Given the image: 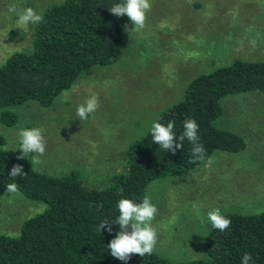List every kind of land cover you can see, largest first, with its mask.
Masks as SVG:
<instances>
[{
    "label": "rangeland",
    "instance_id": "obj_1",
    "mask_svg": "<svg viewBox=\"0 0 264 264\" xmlns=\"http://www.w3.org/2000/svg\"><path fill=\"white\" fill-rule=\"evenodd\" d=\"M62 1L0 0V65L15 51L31 49L34 24H20L19 14L28 7L42 14ZM151 3L142 29L130 21L117 61L79 76L50 107L36 101L13 107L18 123L0 122L11 154H22L20 129L40 127L46 151L41 163L34 164L38 170L57 176L77 170L89 186H103L122 170L129 145L150 131L160 111L182 99L194 77L238 59L264 60V0ZM93 95L98 109L80 120L77 107ZM221 104L215 126L240 134L246 149L217 150L206 166L162 177L146 189L158 209L152 222L157 231L154 251L174 262L205 256L204 240L212 227L200 219L206 220L209 210L264 211V95H228ZM34 155L26 157L32 160ZM45 208L44 202L22 193H1L0 232L19 235L23 222Z\"/></svg>",
    "mask_w": 264,
    "mask_h": 264
},
{
    "label": "trees",
    "instance_id": "obj_2",
    "mask_svg": "<svg viewBox=\"0 0 264 264\" xmlns=\"http://www.w3.org/2000/svg\"><path fill=\"white\" fill-rule=\"evenodd\" d=\"M121 0H63L49 5L43 21L34 24L31 49L15 51L0 65V122L14 126L19 114L13 109L36 101L43 107L69 90L77 78L94 67L117 61L124 51L127 16L117 17L109 9ZM258 91L264 95V60L238 59L194 77L182 99L158 113L161 123L175 121L174 132L193 118L199 125V142L205 156L195 160L186 138L175 153L153 142L150 131L129 145L122 170L107 184L89 186L77 170L57 176L38 170L31 159H17L5 147L0 134V194L8 183H17L25 197L44 202L46 208L27 218L17 236L0 232V264H264V211L258 214L228 212L231 226L224 232L211 228L205 236L206 254L189 261L174 262L154 251L125 262L114 258L107 245L120 227L121 198L142 201L147 186L171 174L206 166L217 150L238 153L246 149L238 133L218 128L222 98ZM179 143V140H177ZM14 164L26 175L11 177ZM102 221L107 227L98 230Z\"/></svg>",
    "mask_w": 264,
    "mask_h": 264
},
{
    "label": "clouds",
    "instance_id": "obj_3",
    "mask_svg": "<svg viewBox=\"0 0 264 264\" xmlns=\"http://www.w3.org/2000/svg\"><path fill=\"white\" fill-rule=\"evenodd\" d=\"M151 0H121L114 4L109 11L117 17L127 16L133 28L140 30L145 26L147 13L151 11ZM10 10H15L14 7ZM20 24L28 25L39 24L43 21L42 14L37 13L33 8L24 9L18 16ZM128 30L127 25L124 26ZM132 28V29H133ZM99 107V100L96 96H90L79 104L76 110V115L80 120H87L89 115L94 113ZM175 121H168L165 125L157 118L153 121L150 134L153 142L159 145L164 150H170L173 153L178 148L183 147L185 138L192 144V155L195 160H201L205 156V149L199 142L198 130L199 125L193 118H187L183 123V132L177 138L174 132ZM44 130L40 127L22 128L18 132L20 148L22 154L17 156V159H24L26 154L34 153L31 163L40 164V156L46 151V140L43 135ZM143 135V133H141ZM179 140V143H177ZM11 177L26 175L23 172V166L14 164L9 173ZM6 192L9 194L20 195L19 186L17 183H8ZM119 216L114 221L119 225L118 231L113 239L108 243L111 255L121 261L127 262L132 254H138L140 257L151 255L157 243V231L153 226V221L157 215L158 209L152 203L150 196H144L142 201L136 202L133 199L121 198L117 205ZM108 221H102L98 225V230L107 227V231L111 232L112 228L107 224ZM200 222L209 223L212 228L218 229L221 232L226 231L231 226V220L227 218L220 208H213L206 214V220L201 217ZM129 225L131 230L129 231ZM250 253H244L242 256V264H249L252 261Z\"/></svg>",
    "mask_w": 264,
    "mask_h": 264
}]
</instances>
